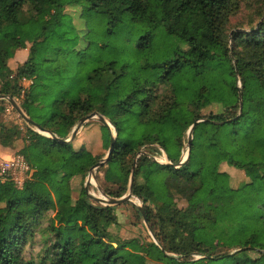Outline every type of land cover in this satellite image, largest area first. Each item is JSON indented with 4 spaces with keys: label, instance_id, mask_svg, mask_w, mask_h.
I'll return each instance as SVG.
<instances>
[{
    "label": "trees",
    "instance_id": "1",
    "mask_svg": "<svg viewBox=\"0 0 264 264\" xmlns=\"http://www.w3.org/2000/svg\"><path fill=\"white\" fill-rule=\"evenodd\" d=\"M236 1L0 0L4 60L26 48L27 41L33 42L28 59L12 79L0 60V78L6 79H0V92L17 97L19 80L34 79L22 108L60 138L68 139L78 121L94 112L113 124L117 132L114 147L99 166L105 168L106 181L118 186L108 194L124 195L134 173L132 192L147 206L148 222L159 240V244L138 247L139 264H148L149 255L178 264H264V15L250 31L233 32L230 45L224 27ZM68 5L82 8L86 31L79 32L67 19ZM26 6L36 12L33 18L23 17ZM94 16L103 17L107 35L132 25L139 50L137 75L131 73L132 62L120 54L108 60L112 50L98 57L100 65L91 71L80 66V57L91 49L88 18ZM138 25L145 28L139 36L135 32ZM162 33L179 36L183 43L177 49L160 51L155 41ZM64 42L71 53L76 50L68 68L53 66L46 73L45 63H53L49 52ZM80 44L84 47L77 48ZM216 66L224 73L219 88L188 90L182 84V78L203 75ZM238 76L242 77L241 87ZM210 93L220 95L226 109L203 116L202 110L212 104H204ZM198 119L202 121L193 128L189 159L177 168L182 160L183 135ZM166 123L179 126L175 136L169 135ZM200 126L207 134L206 153L197 143ZM101 127L108 132L103 146L110 149L111 129L104 124ZM19 135L0 124V143L12 146ZM225 135L230 143L221 139ZM162 150L173 164L156 158ZM23 152L36 169L34 179L23 188L0 180V264H36L24 257L33 235L32 221L52 208L56 214L52 225L55 240L48 249L52 252L50 264H130L121 254L129 242L109 230L118 222L115 207L95 205L85 188L75 199L71 189L63 187V167L52 165L61 155L75 159V172L68 181L73 175L86 176L102 157L85 147L76 148L74 140L57 141L36 131ZM213 160L218 162L215 172L208 174ZM224 162L245 170L250 181L232 188L230 174L219 169ZM250 169L259 171V183ZM178 179L191 191L192 206L185 211L166 202L171 180ZM148 204L161 212L159 230ZM25 209L31 210V218H26ZM196 254L202 257L189 260Z\"/></svg>",
    "mask_w": 264,
    "mask_h": 264
},
{
    "label": "rangeland",
    "instance_id": "2",
    "mask_svg": "<svg viewBox=\"0 0 264 264\" xmlns=\"http://www.w3.org/2000/svg\"><path fill=\"white\" fill-rule=\"evenodd\" d=\"M67 14V19H69L75 28L79 31H86L87 27L85 26L86 21L84 16L82 15V8L80 6L68 5L65 10ZM36 15V12L31 9V7L26 6L23 17L25 19L33 18ZM264 15V0H239L236 1L231 9L227 13V21L225 23L224 35L229 39L230 45H232L231 36L235 31H250L251 28L256 27L258 23L262 20ZM49 19V17H48ZM90 23V28L92 32L91 38V49L86 51V54H82L79 59L80 66H83L84 71H91L96 66L100 65L98 57L101 55L104 57L107 52H111L107 55L108 60L115 59L117 54H120L124 59H128V61L132 62V74L137 75L139 73L140 67L137 65L136 60H138V47L135 39L132 36V25L128 24L126 27L120 28L119 32L112 35H107L104 30L103 24L104 20L101 16H94L93 18H88ZM131 31V32H130ZM136 35L139 36L145 32V28L142 26H136ZM183 43V39L176 35H170L168 33H162L158 39H156L155 44L158 50L163 51L167 49H177ZM33 46L32 41H27L26 48L19 49L23 50L24 57L22 59L16 58V53L13 58L4 60L2 53L0 52V60L4 63V71L8 74V79H12L13 76L16 75L18 67L22 65L29 57L30 49ZM84 47L83 44H80L77 48ZM57 50L55 49L52 52H49L48 57L53 61L46 62L43 66V71L46 73L51 72L53 70V66H60L59 68L67 69L71 56L75 54L71 53V47L66 43L56 45ZM242 52V51H241ZM84 53V52H83ZM117 53V54H116ZM243 53V52H242ZM251 55V54H250ZM249 55V56H250ZM123 59V60H124ZM79 64L77 66V71L80 68ZM137 65V66H136ZM55 68V67H54ZM76 70V69H72ZM223 71L215 68H212L208 73H203V75H192L182 78V84L189 90L190 87L193 90L196 86H199L201 89H212L219 88L222 85ZM238 85L242 86V77L238 76ZM5 80V78H0ZM230 81V78L228 77ZM34 83V79H26L22 78L19 80V85L21 86L20 93L17 97H13L15 101L22 107V104L25 100L26 95L30 92L31 86ZM2 88V82L0 80V90ZM218 94V93H217ZM3 94L0 92V96ZM212 102L209 106L202 110V115H211L213 113L224 112L226 109V105L223 101H221V96L210 93L207 98L204 100V104H208ZM241 104V103H240ZM4 107V110L0 109V124L7 125L8 127H12L14 131H17L19 135V139L12 145H4L0 143V156L1 161L7 162L10 161L12 157L15 155H24L23 149L27 145H29L32 141V131H36L46 137L52 138L49 133L39 131L35 126L28 123L20 113L14 108L8 96L4 99H0V108ZM230 109V108H228ZM50 112L49 109H46V112ZM43 112V111H41ZM108 120V119H107ZM109 121V120H108ZM195 122V121H194ZM79 123V121H78ZM78 123L76 125H78ZM103 123L99 119H92L84 123L83 132L81 133V139H77L78 142L74 140V145L76 148L85 147L90 150L92 153L99 155L102 159L107 157L109 152V148L107 146H103V144L107 143L108 132L106 129H102L101 125ZM75 125V127H76ZM167 132H169L170 136L177 134L176 132L179 129L178 125H170L166 123ZM74 127V128H75ZM181 127V126H180ZM73 128V130H74ZM204 126H200L197 129V135L201 133L199 137L200 140L197 143H200V147L202 148V152H209L207 150V146L205 144V139L207 138V134L203 131ZM111 136L116 137L117 132L114 128L113 124L110 123ZM205 130H210V128L205 127ZM73 132V131H72ZM203 133V134H202ZM72 133L69 135L70 138ZM175 136V135H174ZM221 139L225 143H230V139L225 136H221ZM72 140V141H73ZM81 144V146H80ZM189 150V130H187L183 135V146H182V159L187 157ZM213 151L216 152V149L213 148ZM31 157V155H30ZM26 158V156H25ZM32 158V157H31ZM162 163H169L168 156L164 150H162V154L156 157ZM29 166L33 170V175L31 178L28 176L25 177V183L32 181L34 179V173L36 169L30 164V159L26 158ZM75 162L76 160L61 155L56 158L53 162V167L60 168L63 167L65 180L63 182V187L65 190L71 189L73 197L76 199L81 193L83 188L86 189L90 193L89 197L91 201L95 205H103L106 206L104 202L99 200V198H121L128 193H130V183L128 191L122 195L121 197L113 196L108 194L109 191H117L118 186L106 181L104 177L105 168L98 167L91 174L89 172L86 176L82 175H73L67 181V178L75 172ZM3 163L0 164V180L3 182L11 181L13 177L17 178L18 172L15 174L12 173V170H8L3 172L1 167H6L7 165ZM217 161L213 160L212 163L207 168L208 174H213L215 172V168L217 166ZM221 171H227L230 174L229 184L232 188H238L242 186L244 183L249 182L250 179L246 174L245 170H241L235 167L229 166L227 163H221L219 166ZM257 169H250V173L257 183L260 182L259 174ZM28 175L30 174V170H25L24 173ZM22 177L20 178L22 180ZM27 177V178H26ZM18 180V178H17ZM131 180V179H130ZM16 183V182H15ZM17 184V183H16ZM20 184H17L19 186ZM23 185V186H24ZM179 186V187H178ZM133 193V192H132ZM167 200L166 202L173 208L178 209L180 211H185L192 206V198L191 191H187L184 188V181L182 179L171 180L170 190L166 193ZM134 202H126L120 205H112L115 207V214L117 215L118 222L117 224H112L109 228L111 232L121 237L122 240L128 241L129 244L127 247L121 251L122 260L128 259L130 264H139L137 261V255L139 254V246L147 245L148 243L154 242L159 244V240L156 237L155 232L153 231L150 222L146 223L144 217L139 209V206H143L145 209L147 206L142 202L140 198L133 194L132 197ZM153 209V213L155 214V227L157 230L161 227V222L159 218L161 217V212L157 209L156 206L152 204H148ZM24 214L26 218H31L32 212L31 210H24ZM55 214L56 209H50L45 212L41 217L37 220L32 221V230L33 235L29 237L28 243L24 250V257L27 261H32L36 264H50V257H52V252H48V249L51 247L52 243L55 240V232L53 231L52 225L55 224ZM169 255H173L179 258V260H183L184 257L177 255L174 252H168ZM253 254V253H252ZM255 255V254H253ZM202 255L196 254L193 255L189 260L199 259ZM148 264H178L174 261L167 260H158L155 255H149Z\"/></svg>",
    "mask_w": 264,
    "mask_h": 264
},
{
    "label": "water",
    "instance_id": "3",
    "mask_svg": "<svg viewBox=\"0 0 264 264\" xmlns=\"http://www.w3.org/2000/svg\"><path fill=\"white\" fill-rule=\"evenodd\" d=\"M6 98L5 95L0 96V99H4ZM8 99L10 100V102L12 103V105L14 106V108L20 113V115L31 125L35 126L39 131L41 132H47L50 134V136L57 141H63V142H71L73 139H75V137L77 136L78 132L80 131V129L83 127L84 123H86L89 120L92 119H99L104 125H107L108 127H110V121H108L104 116L100 115L97 112L91 113L89 115H85L83 116L80 120L78 125H76V127L74 128L72 135L70 138L68 139H64V138H60L58 136H55L51 131L46 130L45 128H43L40 124H38L37 122H35L32 118H30L26 112L24 111V109L15 101L14 98L8 97ZM202 120L198 119L196 120L189 128V150H188V154L187 157L183 158L181 161H179L175 166L177 168H180L188 159H189V154H190V143L192 141V131L193 128L195 127V125L200 122ZM114 143H115V137H113L111 144H110V149L108 154L111 152V150L114 147ZM107 158V157H106ZM106 158L102 159L100 162H98L94 167L91 168V174L94 172V170L96 168H98L102 163H104L106 161ZM168 164H173L172 162H169ZM133 180H134V173H132L131 175V180H130V193H128L127 195L121 197V198H99V200H101L102 202H104L106 205H120V204H124L126 202H134L132 197H133V193H132V188H133ZM87 194L90 195V193L87 191ZM139 209L144 217V220L146 223H148V219H147V214H146V210L143 206H139Z\"/></svg>",
    "mask_w": 264,
    "mask_h": 264
},
{
    "label": "built area",
    "instance_id": "4",
    "mask_svg": "<svg viewBox=\"0 0 264 264\" xmlns=\"http://www.w3.org/2000/svg\"><path fill=\"white\" fill-rule=\"evenodd\" d=\"M3 163L5 162L1 161V156H0V164H3ZM5 164L7 165L6 167H1L3 172L8 171V170H12L13 174L18 172L17 174L18 180L16 177H13L11 180L16 186L17 184H20L19 186H17L18 188H23L25 177H22V176H28L29 178H31L33 175V170L29 166L24 155H21V154L15 155L14 157L11 158L10 161H7ZM25 170L27 171L30 170V174L28 175L20 174V173H24ZM21 177H22V180L20 179Z\"/></svg>",
    "mask_w": 264,
    "mask_h": 264
},
{
    "label": "crops",
    "instance_id": "5",
    "mask_svg": "<svg viewBox=\"0 0 264 264\" xmlns=\"http://www.w3.org/2000/svg\"><path fill=\"white\" fill-rule=\"evenodd\" d=\"M22 52H23V50L18 51V52L16 53L15 59H16V58L22 59V58L24 57V55H23ZM82 128H83V127H82ZM82 128L80 129V131H79L78 134H77V137H76V139H75L76 142H78L77 139H81L80 136H81V133L83 132V129H82ZM80 146H81V144H80ZM109 228H111V227H109Z\"/></svg>",
    "mask_w": 264,
    "mask_h": 264
}]
</instances>
